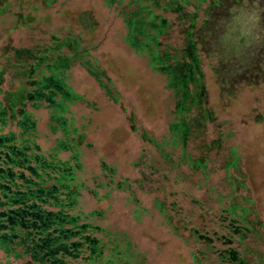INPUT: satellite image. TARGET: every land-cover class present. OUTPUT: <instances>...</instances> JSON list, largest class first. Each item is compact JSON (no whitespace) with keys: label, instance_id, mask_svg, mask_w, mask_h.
I'll return each mask as SVG.
<instances>
[{"label":"rangeland","instance_id":"1","mask_svg":"<svg viewBox=\"0 0 264 264\" xmlns=\"http://www.w3.org/2000/svg\"><path fill=\"white\" fill-rule=\"evenodd\" d=\"M139 1L168 18V34L159 40L161 52H172L180 45L177 22H170L173 14ZM211 1L204 0L200 7ZM221 2L211 13L218 26L205 35L200 65L204 102L216 117L206 124L205 139L219 133L229 136L220 152L207 153L209 172L204 175L181 160L180 143L173 151L171 145H155L170 140L169 125L180 117L175 111L178 96L168 85V74L154 69L156 48L135 52L126 39L124 19L140 10L138 1L128 6V0H0V64L13 48L47 45L52 37L79 40L80 48L89 51L83 60L91 65L77 59L67 70V83L80 96L66 113L83 134L78 175L85 187L80 204L84 211H102L97 223L118 234L119 246L127 249L133 264H219L196 234L216 229L221 209L229 203L248 208L244 217L255 223L243 249L250 264H264V0H240L248 14L236 17L234 28L233 18L228 28L230 22L224 27L215 18L227 15L232 5L230 0ZM61 50L67 52L66 47ZM10 82L14 87L16 81L4 73L2 92L11 89ZM31 111L36 144L48 151L60 133L49 130L47 108ZM192 113L197 110L192 108ZM9 129L5 126L3 132ZM197 140L185 146L191 158L200 155ZM230 148L239 156L235 174L243 182L235 191L220 167ZM169 152L172 158L166 157ZM68 154L59 156L65 159ZM111 175L114 183L121 182L120 188L104 185ZM0 261L9 264L1 252Z\"/></svg>","mask_w":264,"mask_h":264},{"label":"trees","instance_id":"2","mask_svg":"<svg viewBox=\"0 0 264 264\" xmlns=\"http://www.w3.org/2000/svg\"><path fill=\"white\" fill-rule=\"evenodd\" d=\"M133 1L141 6L124 19L126 39L135 52L148 50L150 45L156 48V55L151 57L154 69L168 74V85L178 96L175 111L180 117L169 125L170 140L165 138L155 145L161 149L168 144L173 151L180 143L181 160L207 175V153L212 149L220 152L229 136L219 133L205 139L206 124L216 117L204 102L200 65L205 35L218 26L211 13L218 11L222 2L212 0L202 8L200 3L204 0H147L154 8L171 12L170 22H177L176 40L180 45L172 52L167 48L161 52L159 36L168 34V18L154 13L139 0H128V6ZM230 1L231 16L216 14L215 18L224 22V27L233 18L234 28L236 17H246L248 12L241 9L240 0ZM246 6L248 11L252 10L249 4ZM230 26L231 22L226 28ZM225 32L226 29L220 35ZM141 36L147 39H140ZM79 44L73 38L52 37L47 45L13 48L0 64V84L4 73L16 81L14 87L10 82L9 90L2 92L0 88V252L9 264H13L12 260L20 261L19 264H133L127 249L120 248L118 234L97 223L102 211H84L80 204L81 189L85 187L78 175L83 134L66 116L69 103L80 98L67 83V70L77 59L84 66L91 65L89 59L83 60L90 55L89 51ZM64 47L67 52H62ZM90 72H95L93 67ZM189 84L197 87V92H192ZM42 106L49 111V130L60 133L48 151H42L35 141L36 119L31 110ZM192 108L197 113L193 114ZM5 126L13 129L3 132ZM189 140H197L200 155L195 158L184 151ZM60 152L69 154L62 159ZM165 155L172 158L170 152ZM238 158L235 149L230 148L228 157L220 164L234 191L243 186L235 174ZM106 170L113 175L110 168ZM112 175L105 186L114 183ZM114 185L120 188L122 184ZM248 212L244 206L229 203L221 209L216 229L196 234V239L215 255L219 264H250L243 246L251 238L255 222L244 217Z\"/></svg>","mask_w":264,"mask_h":264}]
</instances>
